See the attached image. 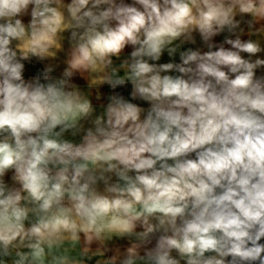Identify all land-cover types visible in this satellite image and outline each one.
Here are the masks:
<instances>
[{
    "label": "clouds",
    "instance_id": "9594fccd",
    "mask_svg": "<svg viewBox=\"0 0 264 264\" xmlns=\"http://www.w3.org/2000/svg\"><path fill=\"white\" fill-rule=\"evenodd\" d=\"M261 69L264 0H0V264H264Z\"/></svg>",
    "mask_w": 264,
    "mask_h": 264
},
{
    "label": "crops",
    "instance_id": "0c3cea01",
    "mask_svg": "<svg viewBox=\"0 0 264 264\" xmlns=\"http://www.w3.org/2000/svg\"><path fill=\"white\" fill-rule=\"evenodd\" d=\"M126 2H131V0H126ZM67 35V34H65ZM222 36L220 37H216L215 39L217 41L219 40H222ZM196 44H185V45H190L193 49L195 48H202L203 50H206V47L202 44V42L200 41V38L199 36L197 35L196 36ZM183 45V46H185ZM182 46V47H183ZM68 45H67V42L65 43V48L67 49ZM131 49H126V54L128 52H130ZM64 53H60V61H59V67L56 69V71L53 73V75L55 76H59L61 71H62V68H63V59H64ZM160 63H167V62H175V63H179V52L176 54L175 57H169L167 55V53L165 52L164 55L162 56L161 58V61H159ZM54 63H57V62H54ZM44 68V63L42 62H38L36 60H33L31 63H28L26 62V71L25 73H32V72H35L37 70H40V69H43ZM258 71V75L260 74H264V69H261V70H257ZM76 82L82 87L84 88L85 90H87V82L79 77L76 78ZM94 93H95V90H93ZM100 93H101V99L99 101H97L95 99V94L93 95L92 99H93V103H94V106L96 107L97 109V113L102 111V106L103 105H106L107 103V97L111 94L115 92H119L120 94L124 95L125 98H128L130 99V92H131V85L128 84L127 86L125 87H118L116 90H112L109 86L107 85H104L102 86L100 89H99ZM135 103H138L140 106L144 107L145 109H147L149 107V104L147 102H144V101H133ZM10 175L8 177H6V182H9L10 183ZM116 245H126L127 244V241L126 240H114V242Z\"/></svg>",
    "mask_w": 264,
    "mask_h": 264
},
{
    "label": "built area",
    "instance_id": "2783aa9c",
    "mask_svg": "<svg viewBox=\"0 0 264 264\" xmlns=\"http://www.w3.org/2000/svg\"><path fill=\"white\" fill-rule=\"evenodd\" d=\"M189 47H191V46H190V45H185V46H183L180 50L183 51V50H186V49L189 48ZM191 48H192V47H191ZM179 61H180V59H179ZM42 71H43V69H40V70H37V71L32 72V73H25V75H26V78H30V77H32V76H34V75L39 74V73L42 72Z\"/></svg>",
    "mask_w": 264,
    "mask_h": 264
}]
</instances>
